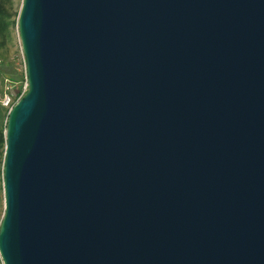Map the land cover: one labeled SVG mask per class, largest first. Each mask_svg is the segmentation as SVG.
Returning <instances> with one entry per match:
<instances>
[{
    "label": "water",
    "instance_id": "obj_1",
    "mask_svg": "<svg viewBox=\"0 0 264 264\" xmlns=\"http://www.w3.org/2000/svg\"><path fill=\"white\" fill-rule=\"evenodd\" d=\"M3 264H264V0H24Z\"/></svg>",
    "mask_w": 264,
    "mask_h": 264
},
{
    "label": "rangeland",
    "instance_id": "obj_2",
    "mask_svg": "<svg viewBox=\"0 0 264 264\" xmlns=\"http://www.w3.org/2000/svg\"><path fill=\"white\" fill-rule=\"evenodd\" d=\"M24 0H11L12 13H20ZM28 84L26 60L22 50L18 22L11 25L6 41L0 39V126L5 125V114L19 101ZM10 100V104L7 102ZM6 147V146H5ZM5 148L0 147V225L5 213L4 196ZM0 264H3L0 257Z\"/></svg>",
    "mask_w": 264,
    "mask_h": 264
},
{
    "label": "trees",
    "instance_id": "obj_3",
    "mask_svg": "<svg viewBox=\"0 0 264 264\" xmlns=\"http://www.w3.org/2000/svg\"><path fill=\"white\" fill-rule=\"evenodd\" d=\"M18 16L19 14L14 15L12 13L11 9V0H0V39L3 41H6L9 34V29L11 25L18 22ZM9 111L5 114V125L0 126V147L5 148L6 146V140H5V131L7 129V123H8V117H9ZM1 227V225H0Z\"/></svg>",
    "mask_w": 264,
    "mask_h": 264
},
{
    "label": "built area",
    "instance_id": "obj_4",
    "mask_svg": "<svg viewBox=\"0 0 264 264\" xmlns=\"http://www.w3.org/2000/svg\"><path fill=\"white\" fill-rule=\"evenodd\" d=\"M28 88H29V86H28V84H27V86H26V88H25V91H24V93L22 94V96L20 97V99L28 92ZM19 99V100H20ZM10 104V100L7 102V105H9Z\"/></svg>",
    "mask_w": 264,
    "mask_h": 264
}]
</instances>
